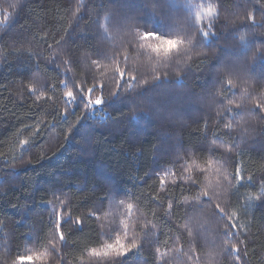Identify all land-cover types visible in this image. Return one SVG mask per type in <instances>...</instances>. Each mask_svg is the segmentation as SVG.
Instances as JSON below:
<instances>
[{
  "label": "trees",
  "instance_id": "trees-1",
  "mask_svg": "<svg viewBox=\"0 0 264 264\" xmlns=\"http://www.w3.org/2000/svg\"><path fill=\"white\" fill-rule=\"evenodd\" d=\"M15 2L0 0V19L14 13L0 24V264L29 252L47 253L36 264H264V199H247L264 184V112L250 111L264 101V0H21L16 13ZM215 4L205 37L198 21L209 25ZM137 32L180 36L183 49L149 46ZM125 49L148 83L112 79V57ZM93 78L103 103L77 93L66 113L65 86ZM128 203L140 249L89 256L121 230ZM217 203L238 213V258ZM61 207L65 239L54 249ZM69 214L87 219L76 225Z\"/></svg>",
  "mask_w": 264,
  "mask_h": 264
},
{
  "label": "snow or ice",
  "instance_id": "snow-or-ice-1",
  "mask_svg": "<svg viewBox=\"0 0 264 264\" xmlns=\"http://www.w3.org/2000/svg\"><path fill=\"white\" fill-rule=\"evenodd\" d=\"M21 0H16L15 3L9 5V8L14 9L15 13L19 11V8L22 6ZM204 7H207L209 9H213L212 5H205ZM77 11L80 10V5H77ZM14 15L12 12H7L5 10V14L2 19H0V24H6L11 17ZM209 16V25H205L203 19H200L198 21V31L203 34L205 37L209 35V31L207 28L211 26V29L213 27L212 20L213 18L218 20L220 16V11L218 5H214V10H210L208 13ZM246 20L250 24H256V15L253 11H250L249 14L246 17ZM104 31L106 35H109L110 38V29L108 26L107 20H105L104 23ZM214 34V33H213ZM136 37L138 39L143 40L146 44L151 46L154 43H158L161 45L164 49H172V52H178L183 49V38L180 36H175L171 38H161L160 36L150 33V32H137ZM57 44H59V41H57ZM49 48H52V45H48ZM171 53H169L170 55ZM118 56L122 57V59L118 58ZM130 55L129 52L125 50H121L119 53L115 54L112 57V66H113V77L112 79L119 80L121 83H127L131 85L133 82L137 81L138 78L143 81L144 84L148 83L147 79H143L142 75L138 72L137 69L132 67V65L129 63ZM65 64H70V61H64ZM104 60L101 59H95L90 58V67L94 69H102L104 67ZM71 69H66V71H70ZM162 75L161 73H153L152 79L156 80L159 79ZM180 73H177V76H179ZM126 77V79H125ZM120 83V84H121ZM226 86L228 88H234V82L231 79L226 80ZM63 84H66L64 82ZM120 86V85H119ZM65 89H68L66 93H64L65 99H64V105H65V112L67 113L68 106L71 105L75 99L76 94L79 93L82 95L85 99V102L87 104L92 105H100L103 103V89L104 84L102 82H98L95 78H93L92 82L89 83L87 80H81L78 83L74 80H72L71 86H65ZM32 89H29L31 91ZM40 95H43L41 92ZM262 96H264V92L261 93ZM235 107L239 108L240 105H235ZM259 110L260 112H264V101H255L253 103L252 109H250L251 112L255 114V111ZM225 127L229 130H231V123H227ZM70 131V129H69ZM28 144L27 140H21L20 145L23 148L25 145ZM228 151H231V149H227ZM209 167H212L211 162H209ZM192 170V166L189 167V171ZM233 187L235 190H238V186L243 182V170L241 168H236L234 173L231 174ZM251 180V177H249V181ZM165 183V179L160 180V184L163 185ZM199 197L207 198V201L210 202L211 196L208 192L205 190H201L199 192ZM248 201L255 202L260 201L264 199V184L260 186L259 191L255 195H249ZM51 203V201H50ZM67 202L64 201L62 205L66 204ZM121 204H123V201H121ZM173 208L172 202L168 203V211H171ZM134 205L131 203H128L125 205V215H127L128 219H122L120 221V231H117L115 233V236L111 240H105L102 242L99 246V248H92L88 255L95 258H102V257H108L111 255H114L117 258H122L124 256H127L130 252L134 250H139L141 244L138 242V239L133 237L129 238V229L131 227L132 221H131V214L133 212ZM65 209L61 207L59 210H56L55 217H56V227L52 233V241L53 248L56 249L57 244L62 243V241L65 239L64 232L61 228V224L63 220L65 219L64 215ZM215 212L222 218L225 219L227 223V229L223 232V236L225 239L229 237V234H231L232 238L236 241L235 243H232L229 248V254H237L238 258V245L243 243L242 240H239L236 238V232L235 230L240 227L237 221L238 213L236 211H229L228 209L222 207L220 204L215 205ZM89 216H92L93 213H89ZM68 216H71L69 214ZM67 216V217H68ZM99 218V217H97ZM86 217H80L76 216L75 218L72 217V222L76 225H80L85 223ZM3 227V223L0 222V228ZM147 227V225H145ZM154 227V225H153ZM188 235L192 236V232L188 230ZM60 250V248L58 249ZM176 251L179 253L180 249L177 248ZM157 259H162L164 254L159 251L157 248ZM47 255V253H32L29 252L28 254H18L14 260L13 264H36V260L41 258V256Z\"/></svg>",
  "mask_w": 264,
  "mask_h": 264
}]
</instances>
